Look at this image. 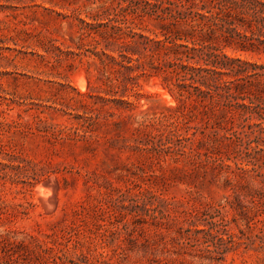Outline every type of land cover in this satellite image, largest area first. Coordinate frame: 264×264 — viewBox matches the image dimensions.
Masks as SVG:
<instances>
[{
  "label": "rangeland",
  "instance_id": "rangeland-1",
  "mask_svg": "<svg viewBox=\"0 0 264 264\" xmlns=\"http://www.w3.org/2000/svg\"><path fill=\"white\" fill-rule=\"evenodd\" d=\"M91 1L0 0V264L34 239L73 264H264V203L220 166L136 147L135 128L162 113L199 125L193 101L145 75L126 107L69 51Z\"/></svg>",
  "mask_w": 264,
  "mask_h": 264
},
{
  "label": "trees",
  "instance_id": "trees-1",
  "mask_svg": "<svg viewBox=\"0 0 264 264\" xmlns=\"http://www.w3.org/2000/svg\"><path fill=\"white\" fill-rule=\"evenodd\" d=\"M91 4L85 16L77 13V51H69L92 59L105 77L102 91L131 107L142 96L140 78L157 76L180 100L193 101L201 115L195 126L183 112L146 119L135 128L136 147L145 146L159 158L172 155L175 162L190 156L220 166L226 181L234 178L251 198L264 203V63L249 57L264 56V0ZM221 139L227 141L228 154L218 156ZM205 142L208 151L203 152ZM10 244L7 264L74 263L65 262V254L45 241Z\"/></svg>",
  "mask_w": 264,
  "mask_h": 264
},
{
  "label": "bare ground",
  "instance_id": "bare-ground-1",
  "mask_svg": "<svg viewBox=\"0 0 264 264\" xmlns=\"http://www.w3.org/2000/svg\"><path fill=\"white\" fill-rule=\"evenodd\" d=\"M81 86L84 87L85 86V80L83 78V80L81 81Z\"/></svg>",
  "mask_w": 264,
  "mask_h": 264
}]
</instances>
